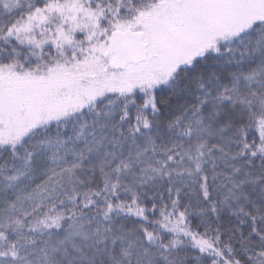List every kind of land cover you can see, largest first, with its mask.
Masks as SVG:
<instances>
[{
    "label": "snow or ice",
    "instance_id": "obj_1",
    "mask_svg": "<svg viewBox=\"0 0 264 264\" xmlns=\"http://www.w3.org/2000/svg\"><path fill=\"white\" fill-rule=\"evenodd\" d=\"M0 264H264V0H0Z\"/></svg>",
    "mask_w": 264,
    "mask_h": 264
}]
</instances>
